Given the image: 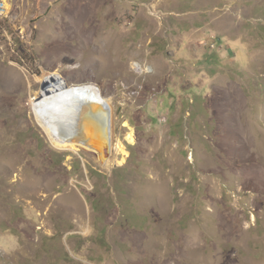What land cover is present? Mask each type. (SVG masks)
Here are the masks:
<instances>
[{"label":"rangeland","instance_id":"1","mask_svg":"<svg viewBox=\"0 0 264 264\" xmlns=\"http://www.w3.org/2000/svg\"><path fill=\"white\" fill-rule=\"evenodd\" d=\"M0 2V264H264V0ZM53 74L109 166L39 124Z\"/></svg>","mask_w":264,"mask_h":264},{"label":"bare ground","instance_id":"2","mask_svg":"<svg viewBox=\"0 0 264 264\" xmlns=\"http://www.w3.org/2000/svg\"><path fill=\"white\" fill-rule=\"evenodd\" d=\"M54 76L60 77L57 74H54ZM52 81L51 75L44 79L43 84L48 82L54 83ZM74 88H80L85 94H76ZM96 88L97 87L93 85L70 87L65 81L64 83L62 81H56L55 87H48L46 90L42 91L41 94H37L33 99L36 118L56 148L60 150H74L78 149V147L82 150L89 149L85 143H88L90 140L89 134H92L91 125L88 126L83 122L79 124L77 119L79 116L78 112L82 105H90L93 113H97L101 108L103 109L102 104L95 102L96 99L101 101V103L107 104L109 107L112 127L111 102L103 97L99 88V91H97ZM99 94L101 97H99ZM75 125H77V130H74ZM74 133H76V135H74L72 139L70 138L71 140H64ZM129 139L133 141V133ZM116 151H123L122 144H117ZM110 164V162H107V166Z\"/></svg>","mask_w":264,"mask_h":264},{"label":"water","instance_id":"3","mask_svg":"<svg viewBox=\"0 0 264 264\" xmlns=\"http://www.w3.org/2000/svg\"><path fill=\"white\" fill-rule=\"evenodd\" d=\"M52 82L54 83H46L42 86V91L46 90L48 87H55L56 81H62L64 83V80H62L61 77L52 75ZM56 80V81H55ZM76 94H85L83 91H81L80 88H74ZM97 91H99L98 88H96ZM99 97L100 94H99ZM95 102H99V104L103 105V109L101 107L100 111L97 113H93L90 105H82V107L79 110V116L77 121H79V124L81 122L86 123L90 128L92 129V134L90 135V140L88 143H85L88 150L85 149L88 153L93 155L95 158L100 160L102 165H105L107 162H109L111 156H112V136H111V112L107 104L101 103L98 99H96ZM80 127V126H79ZM74 130H77V125H75ZM76 133L73 135H70L69 137L65 138V141H68L70 138L74 137ZM70 139V140H71Z\"/></svg>","mask_w":264,"mask_h":264},{"label":"built area","instance_id":"4","mask_svg":"<svg viewBox=\"0 0 264 264\" xmlns=\"http://www.w3.org/2000/svg\"><path fill=\"white\" fill-rule=\"evenodd\" d=\"M4 11V4L2 2H0V12Z\"/></svg>","mask_w":264,"mask_h":264},{"label":"trees","instance_id":"5","mask_svg":"<svg viewBox=\"0 0 264 264\" xmlns=\"http://www.w3.org/2000/svg\"><path fill=\"white\" fill-rule=\"evenodd\" d=\"M79 166L81 167V164L79 163ZM118 172H122V169H118L117 170V174H120V173H118Z\"/></svg>","mask_w":264,"mask_h":264}]
</instances>
